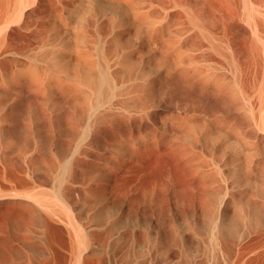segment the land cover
Listing matches in <instances>:
<instances>
[{
  "label": "bare ground",
  "instance_id": "obj_1",
  "mask_svg": "<svg viewBox=\"0 0 264 264\" xmlns=\"http://www.w3.org/2000/svg\"><path fill=\"white\" fill-rule=\"evenodd\" d=\"M0 264H264V0H0Z\"/></svg>",
  "mask_w": 264,
  "mask_h": 264
}]
</instances>
